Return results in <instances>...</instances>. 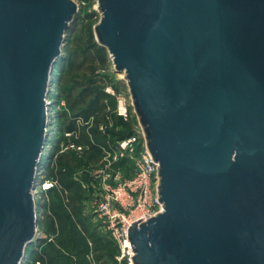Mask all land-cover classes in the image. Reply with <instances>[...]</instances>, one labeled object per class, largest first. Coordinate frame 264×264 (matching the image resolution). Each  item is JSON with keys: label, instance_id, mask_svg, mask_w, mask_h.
Listing matches in <instances>:
<instances>
[{"label": "water", "instance_id": "1", "mask_svg": "<svg viewBox=\"0 0 264 264\" xmlns=\"http://www.w3.org/2000/svg\"><path fill=\"white\" fill-rule=\"evenodd\" d=\"M96 1L157 163L161 210L128 226L133 264H264V0ZM77 11L0 0V264L32 263L47 98Z\"/></svg>", "mask_w": 264, "mask_h": 264}, {"label": "rangeland", "instance_id": "2", "mask_svg": "<svg viewBox=\"0 0 264 264\" xmlns=\"http://www.w3.org/2000/svg\"><path fill=\"white\" fill-rule=\"evenodd\" d=\"M75 1L78 11L66 32L47 98L53 113L47 126L45 179L53 181L54 172L58 181L54 179L51 190H38L37 238L26 255L33 248L46 251L56 264H113L117 246L94 213L97 175L105 163V149L112 148L126 130L136 133L140 126L123 74L114 71L107 49L96 40L93 27L100 18L97 1ZM118 94L127 108L122 116L116 113ZM70 123L75 129L68 128L73 127ZM118 159L112 167L115 182L136 171L130 159ZM60 181L67 185L65 191ZM51 211L59 222L50 223Z\"/></svg>", "mask_w": 264, "mask_h": 264}, {"label": "built area", "instance_id": "3", "mask_svg": "<svg viewBox=\"0 0 264 264\" xmlns=\"http://www.w3.org/2000/svg\"><path fill=\"white\" fill-rule=\"evenodd\" d=\"M126 111L123 97L118 94L116 113L122 116ZM71 146L81 149L80 146L73 144ZM105 151V163L97 175L98 200L94 213L101 219L100 227L104 228V233L117 246V252L113 257L114 263L133 264L127 240L128 226L143 216L152 215L161 210L156 190L157 163L145 146L141 127L140 131L138 129L136 133L117 139L113 147ZM117 158L130 159L134 163L135 174L123 181L115 182L116 174L112 167ZM46 168L44 166L39 168L35 190L39 185H41V191L47 190L55 183L45 179Z\"/></svg>", "mask_w": 264, "mask_h": 264}, {"label": "trees", "instance_id": "4", "mask_svg": "<svg viewBox=\"0 0 264 264\" xmlns=\"http://www.w3.org/2000/svg\"><path fill=\"white\" fill-rule=\"evenodd\" d=\"M70 108L72 109L73 106L71 105ZM86 112H89V111H86ZM70 124H72V123H70ZM72 126L73 127H68V128L75 129V125L72 124ZM97 132L99 133V130H97ZM131 132H132V130H126V132L124 134H122L121 137H125L127 135H130ZM49 172H51V171H49ZM51 177H52L53 181H54V179L58 181L56 173H54V172L52 173L51 172ZM52 188H54V184L49 188V190H51ZM60 188L62 189V191H65L67 189V185L65 183H63L62 181H60ZM47 218H49L48 221H50V217L47 216ZM58 220H59L58 215L54 211H51V221H50V223H57V222H59ZM31 261H32L31 264H56V263L53 262V260L48 259L46 251H41V250H38V249H33L32 250ZM113 264H115V263L113 262Z\"/></svg>", "mask_w": 264, "mask_h": 264}, {"label": "bare ground", "instance_id": "5", "mask_svg": "<svg viewBox=\"0 0 264 264\" xmlns=\"http://www.w3.org/2000/svg\"><path fill=\"white\" fill-rule=\"evenodd\" d=\"M47 101H50V103H51V99H50V100H47ZM47 112H48V115L53 113V112H51V110H49V109H48ZM45 145H46V144H45ZM46 146H47V145H46ZM46 146H45V147H46ZM44 150H45V148H44ZM39 189H40V191H41V185H39V187H37V189L35 190L36 193H38V190H39Z\"/></svg>", "mask_w": 264, "mask_h": 264}]
</instances>
